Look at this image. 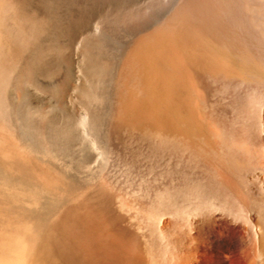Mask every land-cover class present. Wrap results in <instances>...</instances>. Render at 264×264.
<instances>
[{
	"label": "bare ground",
	"instance_id": "6f19581e",
	"mask_svg": "<svg viewBox=\"0 0 264 264\" xmlns=\"http://www.w3.org/2000/svg\"><path fill=\"white\" fill-rule=\"evenodd\" d=\"M163 1L168 4V15L154 22L148 32L135 36L115 69L120 89L118 118L148 123L167 108L169 123L166 117L157 122H165L169 130L158 126L161 130H143L139 136L155 142L168 138L173 157L178 156L176 164H182L179 174L168 178V205L153 213L157 221L154 232L159 243L176 240L189 252L184 251L177 260L162 258V263L191 264L203 258L210 264H264V0L239 4V11L249 18L250 38L247 47L231 51L228 39L221 40L209 31L200 35L186 19L196 18L201 11L197 0ZM232 1L222 0L219 7L206 5L205 13L214 16L222 11L227 17L235 10ZM48 5L46 15L42 0H0V264L52 263L58 237L70 249L79 229L84 235L89 233L88 194L108 183L76 176L72 165L74 174L62 165L68 164L64 158L61 164L55 161L53 138L38 128L47 124L45 116L51 118L41 109L43 101L28 100L23 112L31 120L32 130L21 116L14 115L18 106L11 97L13 74L31 78L33 64L41 57L38 44L44 23L49 32L55 30L57 0H49ZM73 40L69 38L67 50H73ZM210 71L234 78L226 80L233 91L217 94L219 82L208 80ZM194 87L199 96L189 95ZM55 102L52 108L58 106ZM192 102L207 109L202 130L195 128L197 113L192 111ZM62 117L67 137L76 133L73 114L69 111ZM93 119L91 114L81 113L76 136L90 143L93 152L87 157L95 164L101 157L99 148H105L108 138L105 131H96ZM175 122L184 125L180 126L183 131L174 128ZM187 136L192 138L187 140ZM41 139L48 148L41 145ZM202 167H208L210 175ZM149 196L150 192L146 199ZM75 206L82 210L77 207V213Z\"/></svg>",
	"mask_w": 264,
	"mask_h": 264
},
{
	"label": "rangeland",
	"instance_id": "374dc122",
	"mask_svg": "<svg viewBox=\"0 0 264 264\" xmlns=\"http://www.w3.org/2000/svg\"><path fill=\"white\" fill-rule=\"evenodd\" d=\"M44 1L42 0L43 6L46 7L44 6L43 9L47 15L49 0ZM181 1L179 0V3ZM242 1L245 0H233L235 10L226 17L222 11H220L221 14L218 12L214 16L205 13L206 5L219 7L222 0H197L201 11L196 18L193 16L186 19L196 26H193L195 29H199L196 31L200 32V35L205 36V32L209 31L221 40L222 38L228 39L230 51L236 50L238 46L245 48L250 38L251 25L250 22L246 23L249 18L243 14L242 10L239 11V4H242ZM57 5L55 30L52 33L46 28L47 24L44 21L45 29L43 28L42 39H39L41 42L38 44L41 57L33 64L31 78L25 76V79L24 76L13 74L12 82L15 88L12 89L11 97L13 96L18 106V110L14 108L16 112L14 115L16 118L21 116L32 130L31 120L25 118L23 112H25L28 100L34 98L43 101L41 109L47 112V115H51V118L45 116L46 127L41 123L38 128L40 131L44 129L43 132L50 133L49 135L53 138V145H51L54 148H51V152L54 151L56 155L55 161L61 164L66 160L69 165L66 166V162L62 165L69 166L70 171L74 167L72 171H75L76 176L97 180L101 178L102 182L108 183L105 182L107 187L104 186L105 188L102 187L103 189L99 191L93 190L88 194L85 203L89 212L88 235L82 234L79 229L74 237L76 244L74 243L75 246L72 244L70 249L62 244L65 243V239L58 237V248L56 247L51 254V259H53L50 264H164L162 258L165 257L177 260L180 254L188 251V248L176 240L167 241L166 245L159 243L154 232L157 221L153 213L168 205V189H166L168 178L179 174L182 164L179 162L176 164L178 156L175 160L174 149L170 151L168 138L155 142L139 136L143 130L144 132L169 130L170 126L164 125L165 122L163 124L157 122L164 120L165 117L168 122V110L164 108L165 111L158 113L159 117L153 118V121L150 120L148 123L136 124V122L119 119L117 105L120 89L115 81V69L121 53L132 46L135 36L148 32L154 22L168 15V4H165L163 0H57ZM235 11H238L237 15ZM69 38H74L71 51L66 48ZM78 43L80 46L77 50L81 49L75 51ZM208 74L210 82L213 81L212 79H215L217 84L219 82L216 89L217 94L222 95L233 91L232 86L226 82L233 81L234 78L217 72L213 73V71ZM198 93H200L199 89L194 87L189 95L199 96ZM54 100L57 101L55 102V106L56 103L58 105L56 108H52ZM191 104L194 106V102ZM165 106H168L167 102ZM202 107L197 103L192 110L197 113L193 121L198 130L206 127V122L202 118L207 109ZM69 111L73 114V118L75 117L72 125H75L73 130L77 129L76 133L79 129L81 113L84 112L94 116V127L97 132L105 131V137L108 138L106 139L108 140L107 145L105 148H99L101 161L98 159V163L95 162L96 165L93 159L87 157L90 155L89 152H93L90 143L85 144L88 142L86 140L84 142L82 136H76L79 132L77 134L74 132L75 135L71 134L67 137L66 121L62 116ZM179 123L175 122L176 127L174 128L177 131H183L184 127L180 126L184 125ZM154 124L157 125L156 129L153 128ZM151 126L153 129L150 128ZM188 137H186L187 140L192 138L188 139ZM40 143L49 147L45 140L41 139ZM81 151L84 156L87 154V158L82 157ZM80 155L82 156L79 157ZM63 158L65 160H62ZM205 168L202 167V170H205L204 174L210 175L209 168L207 167V170ZM184 169L186 175L190 176L189 165L185 164ZM148 192L150 196L146 199ZM111 193L114 194L113 198ZM77 207L80 206H75L74 210L78 213L80 210L78 208L77 211ZM80 209L82 210V207ZM77 219H79L78 216ZM164 219L168 221V217L164 216ZM83 248L82 252L80 249ZM188 259H191L190 256ZM206 262L207 260L202 258L191 264H210ZM236 262L234 261L233 264H237Z\"/></svg>",
	"mask_w": 264,
	"mask_h": 264
}]
</instances>
